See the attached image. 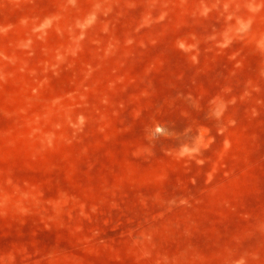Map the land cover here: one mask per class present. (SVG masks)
I'll return each instance as SVG.
<instances>
[{"label":"rangeland","instance_id":"1","mask_svg":"<svg viewBox=\"0 0 264 264\" xmlns=\"http://www.w3.org/2000/svg\"><path fill=\"white\" fill-rule=\"evenodd\" d=\"M0 264H264V0H0Z\"/></svg>","mask_w":264,"mask_h":264}]
</instances>
